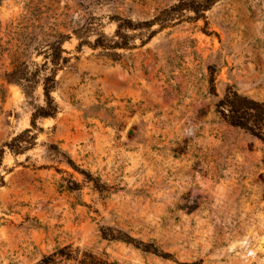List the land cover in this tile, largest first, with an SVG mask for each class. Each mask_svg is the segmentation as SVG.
Returning <instances> with one entry per match:
<instances>
[{"label": "rangeland", "instance_id": "1", "mask_svg": "<svg viewBox=\"0 0 264 264\" xmlns=\"http://www.w3.org/2000/svg\"><path fill=\"white\" fill-rule=\"evenodd\" d=\"M181 1L0 0V148L36 137L0 164V264H264V141L216 108L228 91L264 103V0L166 13ZM153 20L128 50L93 47ZM24 66L27 98L6 80ZM54 72L57 114L32 130Z\"/></svg>", "mask_w": 264, "mask_h": 264}, {"label": "trees", "instance_id": "2", "mask_svg": "<svg viewBox=\"0 0 264 264\" xmlns=\"http://www.w3.org/2000/svg\"><path fill=\"white\" fill-rule=\"evenodd\" d=\"M220 0H184L181 1L176 7L172 8L166 13H182L185 11L193 13L195 16H202L203 13L210 10L212 6ZM156 21L147 22L140 25H134L131 21H121L117 25L114 37L109 42L105 38H97L94 42V48H101L104 50H128L129 36L126 32L137 31L141 27L151 29ZM63 50L61 45L52 49L51 60L52 65L59 67L60 64L65 63L62 58ZM37 72L32 73L29 68L24 66L17 70L12 71L6 75L8 83H15L22 88L24 96H30V90L35 84ZM56 72L46 76L42 82V95L44 106H39L34 109L31 115L30 126L32 130H37L36 122L38 119L54 118L57 114L58 108L51 98L52 92L56 87ZM213 89V88H212ZM213 91V90H212ZM214 93V92H213ZM216 97V95L214 94ZM217 111L221 118L231 127L237 128L249 134L250 136L264 141V103L254 101L250 98L240 96L235 92L228 91L222 99L216 104ZM36 137L32 134L31 130H25L17 134L10 142L0 148V164L7 149L12 155H23L26 151L35 146ZM82 175L86 179H90L89 174ZM0 184H3V179L0 177ZM102 236L105 240L122 242L134 246L136 249L146 254H152L163 259H168V255L159 252L153 244H144L133 240L129 235L122 234L121 232H114L112 229H102ZM97 264V263H95Z\"/></svg>", "mask_w": 264, "mask_h": 264}, {"label": "water", "instance_id": "3", "mask_svg": "<svg viewBox=\"0 0 264 264\" xmlns=\"http://www.w3.org/2000/svg\"><path fill=\"white\" fill-rule=\"evenodd\" d=\"M128 134L131 135L132 134V131H130Z\"/></svg>", "mask_w": 264, "mask_h": 264}]
</instances>
